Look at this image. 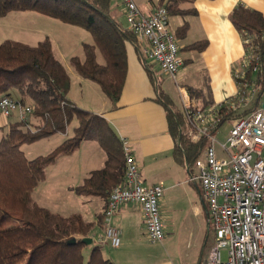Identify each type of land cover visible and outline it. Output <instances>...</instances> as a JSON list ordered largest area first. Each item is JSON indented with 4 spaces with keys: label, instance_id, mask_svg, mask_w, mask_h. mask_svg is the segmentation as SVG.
I'll list each match as a JSON object with an SVG mask.
<instances>
[{
    "label": "trees",
    "instance_id": "1",
    "mask_svg": "<svg viewBox=\"0 0 264 264\" xmlns=\"http://www.w3.org/2000/svg\"><path fill=\"white\" fill-rule=\"evenodd\" d=\"M193 1H161L158 7L166 8L168 16L185 15L195 11L182 10L179 5ZM11 11L35 12L87 31L92 43H82L83 58L70 57V65L80 78L97 84L115 107L127 71L126 44L138 47V40L133 32L115 20L111 0H0V18ZM229 18L241 36L244 57L257 59L264 67L263 15L237 5ZM186 31L184 24L173 35L179 39ZM205 47L206 41H199L185 50L200 52ZM245 78L263 88L250 103L248 111H251L260 107L264 74L248 67ZM69 88L70 76L55 57L49 38L36 45L13 40L0 43V97H9L22 106L31 107L27 121L9 124L0 139V264H114L103 257L101 245H86L81 241L92 237L91 223L78 214L63 217L52 213L39 206L32 197L34 189L45 178V169L57 157L70 155L83 140L96 141L105 152L106 160L101 169L91 172L73 191L80 196L107 200L111 190L124 181L125 160L120 139L105 119L69 101ZM188 92L192 93V90ZM159 100L168 111L167 98L159 93ZM219 113L223 115V121L233 115L227 106L220 107ZM167 117L169 131L176 143L173 155L190 167L200 156L201 144L187 138L183 111H168ZM73 119L77 121L73 136L47 155L33 159L25 157L23 145L65 134ZM32 120L36 121L35 125ZM102 218L101 215L100 223ZM72 239L75 243H70ZM89 247L91 250L86 258L83 250Z\"/></svg>",
    "mask_w": 264,
    "mask_h": 264
},
{
    "label": "crops",
    "instance_id": "2",
    "mask_svg": "<svg viewBox=\"0 0 264 264\" xmlns=\"http://www.w3.org/2000/svg\"><path fill=\"white\" fill-rule=\"evenodd\" d=\"M133 1L140 12L147 16L161 5V1L166 3L167 0ZM237 5L256 10L264 17V0H195L179 5L180 9L194 10L195 13L169 16V29L172 28V33H175L180 26L187 25L185 35L176 39L179 51H186V59L180 57L182 65L177 71L176 78L178 76L183 84L180 87L185 88L187 92L189 89L194 92L193 94L188 92V95L190 102L197 108L219 105L223 100L232 98L237 93V84L232 72L244 58V49L241 36L229 18L231 11ZM111 7L115 20L122 27L127 28L121 1L111 0ZM46 36L50 38L48 33ZM199 41H206V47L202 51L185 50L187 46ZM51 45L56 57V45L54 46L53 41ZM137 45L138 47H134L130 43L126 44L127 71L115 107L97 84L80 78L56 57L70 76L67 98L77 107L105 119L119 139L125 138L128 141L143 185L162 183L165 188L166 183L167 187H172L174 184L185 182L184 172H187L188 181L200 187L197 181H191L193 174L190 168L180 163L173 155L176 143L169 131L167 113L183 111L179 94L178 107H175L169 93L161 90L157 83L158 75L168 80L172 79L161 72L158 64L150 62L145 57L144 41H138ZM184 61L187 64H184ZM152 66H155V69ZM159 93L169 101L168 111L159 100ZM17 120L16 113L8 118L0 116V139L9 124ZM32 122L35 125L36 121L32 120ZM61 135L57 143L59 145L70 138L68 133ZM52 137L53 135L40 141ZM24 146L26 145L21 147L23 153ZM79 156V160L75 159ZM105 160L106 154L96 141L83 140L70 155L56 158L54 164H51L53 167L57 166L54 170L52 167L45 169L44 180L37 185L32 194L39 206L47 208L52 213L63 217L78 214L85 222L91 223L93 245H95L94 239L101 233L102 223L99 221L106 200L93 196H80L73 189L80 186L91 172L101 169ZM75 174L77 176H74ZM50 175L56 177L53 183ZM49 191L51 193L48 195ZM47 195L52 198L63 195L70 199L63 202L65 206L60 204L64 211L51 210ZM162 197L159 202V212L164 233L163 240L160 243L150 244L147 236L140 230L143 225L140 207L135 203H126L117 209L112 218L113 226L120 231V245L118 248H112L109 244L101 245L104 258L110 259L114 264H208V254L214 245V240L208 246L206 239L203 240L200 236L187 239L180 232L175 231L169 223V217L163 211ZM199 198L208 229L210 226L208 210L201 189ZM73 203L76 207L69 209L68 207ZM195 211L201 215L197 207Z\"/></svg>",
    "mask_w": 264,
    "mask_h": 264
},
{
    "label": "built area",
    "instance_id": "3",
    "mask_svg": "<svg viewBox=\"0 0 264 264\" xmlns=\"http://www.w3.org/2000/svg\"><path fill=\"white\" fill-rule=\"evenodd\" d=\"M120 1L127 29L138 41L146 43L145 57L158 64L161 72L176 84L182 62L177 41L169 29L166 8L156 7L145 16L133 0ZM253 60L250 56L241 60L240 67L232 72L237 93L216 106L195 107L187 90L176 85L187 127L186 136L192 143L201 144L200 156L193 163L196 174L190 179L200 185L214 229L208 264H264V109L258 107L248 111L263 88L245 80L248 67L263 74L264 67L257 59ZM222 106H227L232 114H239L227 120L230 128L223 142L215 136L224 122L219 113ZM14 113L18 120L27 121L31 107L22 106L9 97H0V116L8 118ZM120 142L125 160L124 181L108 195L102 212L101 233L94 242L118 248L120 231L112 224L113 215L121 205L135 203L143 218L140 230L150 244L160 243L164 238L159 212L163 185H143L128 141L120 138ZM223 251L225 257H222Z\"/></svg>",
    "mask_w": 264,
    "mask_h": 264
},
{
    "label": "rangeland",
    "instance_id": "4",
    "mask_svg": "<svg viewBox=\"0 0 264 264\" xmlns=\"http://www.w3.org/2000/svg\"><path fill=\"white\" fill-rule=\"evenodd\" d=\"M170 31L173 32L172 28H170ZM47 33L50 36V42L53 41L54 46L56 45V57L64 65H66L71 72H75L70 65L69 58L72 56H77L81 59L83 58L81 44L92 43L91 36L87 31L75 26L63 24L59 21L44 17L34 12L26 13L11 11L3 18H0V43L4 40H13L28 45H36L38 42L43 41L47 37ZM178 54L181 59H186V51L181 50ZM97 55L98 60L101 62V55L98 52ZM184 64H187V62L185 63L184 61ZM152 67L155 69V66ZM157 80L160 89L168 92L170 97L173 99L175 107H178V92L176 85H183L178 79V76L176 78V84L173 80L165 79L159 75L157 76ZM237 115L238 113H234L232 117L235 118ZM76 125L77 122L73 119L65 132L66 134L68 133V137L73 136V128ZM229 128L230 123L228 121H224L215 135L216 139L223 142L227 136ZM60 136L62 135L55 134L48 140L37 141L33 144L24 146L23 150L25 157L27 159H33L35 157L51 153V151L59 145L57 143H59L58 140ZM216 151L220 155L218 147H216ZM76 158L79 160L80 156L75 157V159ZM52 165H49L47 168L52 167L54 170L57 167H53ZM189 168L191 173L195 175L196 170L194 164H191ZM50 170L51 169H49V171ZM50 176L51 183H53L56 177H53L52 175ZM74 176H77V174ZM184 179L185 182L174 184L172 187H167L168 185L165 183V188L162 193V199L164 200V204L162 206L164 207L163 211L169 217V223L175 231L177 230L187 239H194V237L200 236L203 240L206 239L208 243L207 245L209 246V244L214 240L215 234L212 223H210L208 229L206 226L205 212L199 198L200 187L198 184H193L188 181L189 175L187 172H184L183 180ZM50 193L51 191L48 192V195ZM48 195L47 201L49 208L51 210L56 209L58 211H64V209L60 207V204L63 205V202L70 198L63 195L52 198L48 197ZM74 207H76L75 203L71 204L68 208L70 209ZM196 207L201 211V215H198V212L195 211ZM90 250L91 248L83 250V254L86 258L88 257ZM222 257H225L224 251L222 252Z\"/></svg>",
    "mask_w": 264,
    "mask_h": 264
},
{
    "label": "water",
    "instance_id": "5",
    "mask_svg": "<svg viewBox=\"0 0 264 264\" xmlns=\"http://www.w3.org/2000/svg\"><path fill=\"white\" fill-rule=\"evenodd\" d=\"M260 107L262 109H264V94H263V97H262V100H261V103H260ZM81 241L86 244V245H90L92 243V239L91 238H82ZM70 243H75V239H72L70 241Z\"/></svg>",
    "mask_w": 264,
    "mask_h": 264
}]
</instances>
